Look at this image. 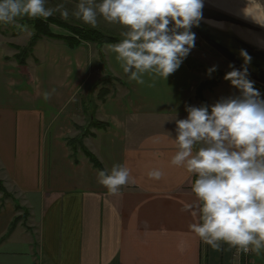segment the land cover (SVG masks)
I'll list each match as a JSON object with an SVG mask.
<instances>
[{
	"label": "crops",
	"instance_id": "0c3cea01",
	"mask_svg": "<svg viewBox=\"0 0 264 264\" xmlns=\"http://www.w3.org/2000/svg\"><path fill=\"white\" fill-rule=\"evenodd\" d=\"M91 51L43 39L20 68L0 44V180L12 196L0 193V264H264V250L249 256L227 244L213 250L189 228L198 222L195 210L182 211L196 200L195 177L171 163V135L186 107L202 105L195 96L204 76L181 64L166 81L145 75L136 84L109 46ZM98 53L101 75L113 79L102 84L110 94L95 102L93 115L109 128L92 130L84 145L104 170L117 163L130 169L134 183L117 194L98 183L82 154L75 164L66 144L79 136L74 125L91 121L84 94ZM237 95L221 82L204 99L210 107ZM152 170L161 177L149 176ZM24 212L28 218L14 226Z\"/></svg>",
	"mask_w": 264,
	"mask_h": 264
},
{
	"label": "clouds",
	"instance_id": "9594fccd",
	"mask_svg": "<svg viewBox=\"0 0 264 264\" xmlns=\"http://www.w3.org/2000/svg\"><path fill=\"white\" fill-rule=\"evenodd\" d=\"M48 0H0V24L18 18L45 19L59 13L63 3ZM203 0H77L71 15L95 27L98 18L121 27V39L109 49L130 82L144 84L145 75L163 78L179 69L195 47L191 30L202 17ZM17 27H25L17 24ZM241 68L230 65L224 76L239 95L221 98L210 107H186L185 119L175 118V152L171 163L195 177L196 200L182 211H194L198 222L189 225L204 244L219 251L227 244L244 252L264 250V98L248 78L251 57L240 52ZM217 70H207L211 76ZM49 94H44L47 100ZM152 170L149 176L159 179ZM99 184L117 194L134 181L125 164L97 173Z\"/></svg>",
	"mask_w": 264,
	"mask_h": 264
},
{
	"label": "rangeland",
	"instance_id": "374dc122",
	"mask_svg": "<svg viewBox=\"0 0 264 264\" xmlns=\"http://www.w3.org/2000/svg\"><path fill=\"white\" fill-rule=\"evenodd\" d=\"M252 1L258 4L264 10V0ZM60 3L64 4V6L69 10L70 14L67 20L63 19L59 13H56L52 17H49L52 18L56 23L53 26H50L52 34L55 36L53 40H50L62 43L64 42V39L68 41H70L71 39H76V41H80L83 46H87L88 48L90 47V49H92L91 52H97V49L109 45L99 46L94 40L89 41L88 38L87 41L86 37L88 35V31L96 32L98 33V35H101L109 41H113L114 43H118L120 41V32L122 29L119 25L108 23L103 20V18H98L97 25L95 27H92L82 23L80 20L73 17L71 13L75 10L77 0H48L46 6L54 8L57 4ZM24 18H18L16 24H0V44L6 49L7 60L13 61L14 63H16L15 57H17L19 54L15 48H26L30 43L31 38L35 35V31L33 30L34 27L26 25V21ZM17 24L23 25L25 27H17ZM40 38L41 40L47 39L45 37ZM99 56L101 57V54L98 53V59L95 63H92L91 72L93 73L90 77L87 90L84 94L88 96L89 102L92 101L91 103L94 105H96L95 102L98 101L96 99L97 92L103 87V85H101L100 83L101 81H105L107 79L106 76L103 77L104 75H101L103 61L99 60ZM183 63L188 64L191 68L195 69L196 73H199L204 76V82L203 84L201 83L203 88L210 89L215 85L220 84L221 82H227L230 84L229 81H226L224 79V76L227 72L231 71V68L229 66L232 64L222 58L214 50L206 46V44L203 43L197 35L195 40V47L191 50L190 54L183 60ZM212 66H216L217 70L213 72L211 76H209L207 75V70ZM97 84L100 85L95 89V92L92 94L91 90H93V86ZM254 87L259 90L262 96H264V87L256 83H254ZM208 91L209 90L202 92V100L204 99V93ZM195 98L196 101H199L203 105H206L205 99L204 102H202V100L199 99L197 96H195ZM88 100L86 102L82 100V102H84V109L88 107Z\"/></svg>",
	"mask_w": 264,
	"mask_h": 264
},
{
	"label": "trees",
	"instance_id": "16d2710c",
	"mask_svg": "<svg viewBox=\"0 0 264 264\" xmlns=\"http://www.w3.org/2000/svg\"><path fill=\"white\" fill-rule=\"evenodd\" d=\"M25 24L34 27L33 30L35 31V35L31 38L30 43L28 44V46L26 48H20V47H16L15 49L18 51V56L15 57V61L17 63V65L20 68H24L27 65V60L32 56L33 54V50L36 46V44L41 40L40 37H45L48 40L55 38V36L52 34V31L50 29V26H53L55 23V21L52 18H48L47 20L45 19H31L28 17H25ZM24 23V22H23ZM90 41V40H94L97 45L102 46V45H110V44H114L113 41H109L108 39H106L105 37L98 35V33L96 32H92V31H88V35L86 37V40ZM75 40V41H74ZM87 40V41H88ZM64 42H62L63 44H65L66 46H68L70 49H77L82 45V43L80 41H76V39H71L70 41L68 40H63ZM101 61H103V59L101 58ZM184 64V63H182ZM188 67V69L192 72H195L194 68H191L188 64H184ZM113 78L109 77L107 78L105 81H101V85L103 83H109ZM94 85L93 86V90H91V93L93 94L95 92V89L100 85ZM203 84V83H202ZM202 84L200 85V87L196 90V96L202 100V92L209 90L212 91L217 85H215L214 87L210 88V89H206L202 87ZM109 91L105 90V89H100L98 92V95L96 96V99L99 102H103L107 96L109 95ZM90 98V97H89ZM92 101L88 102V104H91ZM202 102H204V99L202 100ZM203 105V104H202ZM97 110V106H93L92 110L90 111L89 109H84V112H86L88 114V116L90 115V113L92 112L91 116H89V119L91 120L89 125L87 127H79L77 125H74V129L79 132V136L75 137V138H71V139H67L66 140V144L68 149L71 152V159L73 160V162L75 164L79 163V155L82 154L84 156V158L92 165V167L96 170V171H100V170H104L103 166L101 165V163L96 159V157L91 154L87 148L84 145V140L87 138H94L95 134H93L91 131L92 130H96V131H106L109 128V125L104 124V123H99L94 119V115L95 112ZM90 111V112H89ZM91 117V118H90ZM0 193L3 194L4 199H11L12 200V196L9 195L6 191V189L4 188V185L2 183V181L0 180ZM16 211L17 212H21L22 209L16 205ZM28 218V214L26 212H24V214L17 218L15 220L14 226L22 221V220H26Z\"/></svg>",
	"mask_w": 264,
	"mask_h": 264
},
{
	"label": "water",
	"instance_id": "95a60500",
	"mask_svg": "<svg viewBox=\"0 0 264 264\" xmlns=\"http://www.w3.org/2000/svg\"><path fill=\"white\" fill-rule=\"evenodd\" d=\"M205 21L228 23L240 26L244 29L256 32L263 37L264 28L251 25L231 15L224 14L203 5L202 17L198 26H194L191 29L202 40V42L206 44V46L214 50L237 69L241 68L244 64V60L240 56V52H247V54L251 57V61L247 65L249 74L248 78L254 83L264 87V50L246 43L233 33L213 28L207 25Z\"/></svg>",
	"mask_w": 264,
	"mask_h": 264
},
{
	"label": "bare ground",
	"instance_id": "6f19581e",
	"mask_svg": "<svg viewBox=\"0 0 264 264\" xmlns=\"http://www.w3.org/2000/svg\"><path fill=\"white\" fill-rule=\"evenodd\" d=\"M203 5L246 23L264 28V10L252 0H203ZM220 31L230 32L255 47L264 50V37L256 32L228 23L205 21Z\"/></svg>",
	"mask_w": 264,
	"mask_h": 264
},
{
	"label": "built area",
	"instance_id": "2783aa9c",
	"mask_svg": "<svg viewBox=\"0 0 264 264\" xmlns=\"http://www.w3.org/2000/svg\"><path fill=\"white\" fill-rule=\"evenodd\" d=\"M237 252H238V254H240V256H243V255H245V256H249V255H251L252 250H250V251H248V252H244V251H242V250L237 249Z\"/></svg>",
	"mask_w": 264,
	"mask_h": 264
}]
</instances>
